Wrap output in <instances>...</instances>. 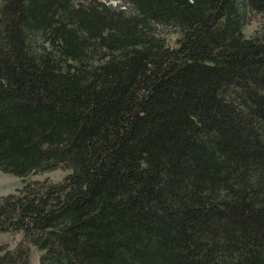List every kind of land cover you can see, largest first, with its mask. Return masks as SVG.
Listing matches in <instances>:
<instances>
[{
  "label": "trees",
  "instance_id": "trees-1",
  "mask_svg": "<svg viewBox=\"0 0 264 264\" xmlns=\"http://www.w3.org/2000/svg\"><path fill=\"white\" fill-rule=\"evenodd\" d=\"M116 1L0 0V264H264V0Z\"/></svg>",
  "mask_w": 264,
  "mask_h": 264
},
{
  "label": "rangeland",
  "instance_id": "rangeland-1",
  "mask_svg": "<svg viewBox=\"0 0 264 264\" xmlns=\"http://www.w3.org/2000/svg\"><path fill=\"white\" fill-rule=\"evenodd\" d=\"M112 4H117L119 1L108 0ZM249 5V4H248ZM264 6V5H263ZM262 5H258L255 8L250 9V14L246 18V24L244 26V32L247 37H250L258 29L264 27V8ZM167 35H174L172 28H161ZM66 174L65 170L56 169L50 172H43L40 174H33L27 177L28 181L45 180L60 181ZM23 187L22 180L13 174L6 173L0 169V198L10 193H19V190ZM23 239L22 233H4L0 232V249H14L18 243ZM40 252L34 247L31 248L30 259L32 264H39Z\"/></svg>",
  "mask_w": 264,
  "mask_h": 264
}]
</instances>
